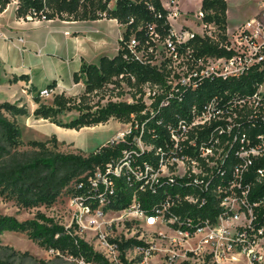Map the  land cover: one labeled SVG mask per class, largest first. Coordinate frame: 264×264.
Wrapping results in <instances>:
<instances>
[{
    "label": "trees",
    "instance_id": "1",
    "mask_svg": "<svg viewBox=\"0 0 264 264\" xmlns=\"http://www.w3.org/2000/svg\"><path fill=\"white\" fill-rule=\"evenodd\" d=\"M18 0L16 17L27 20L29 15L36 13L37 20L64 21H96L100 19L117 20L126 26V30L119 41V51L116 56H104L99 64L83 63L79 72L75 73V84L83 82L84 93L77 98L68 97L64 93L55 95L52 101L43 102L35 97L38 105L33 115L35 119L49 120L52 123L71 130L93 128L106 125L111 119L124 124H132L129 141L116 146H104L87 156L82 154H65L48 148L50 142H58L54 136L51 141L37 140L24 144L17 116H27L25 105L0 104V196L25 210L40 207H51L62 196L71 193L69 187L75 182L87 183L97 168H104L106 164L121 158L124 150H136L132 145V138L140 135L147 145H161L164 140L172 136V132H179L181 124H189L194 116L203 111L212 100H216L218 107L224 109L225 118L234 116L235 121L242 124V132L250 138L264 135V121L261 117L250 118L253 111L240 109L239 102L246 97L253 96L264 83L263 65L251 68L237 79L206 80L196 89L173 87L169 84L172 71L165 64L159 68L151 63L137 60L127 47V43L134 37L138 43L137 51H144L145 57L149 48L154 46L153 38L158 34L165 38L169 31L166 24V11L160 0ZM11 0H0V14H2ZM201 9L208 14L204 18L207 24H215L219 30V42L209 38L197 37L192 42L194 55L231 57L232 52L220 45L226 43L227 10L226 0H203ZM162 15V18H158ZM26 81V76H21ZM1 81V76H0ZM17 78L10 83L16 82ZM122 84L130 89L128 92L134 98V103L113 101L114 97H122L127 92ZM149 85L153 102L147 105L144 101L145 88ZM112 86V88H109ZM55 84L49 86L53 89ZM118 90L117 95L114 91ZM111 92L107 103L101 101L92 104L91 98L102 95L105 98ZM116 95V96H114ZM140 95L139 98L137 96ZM101 99V100H102ZM164 103V104H163ZM78 113V116L63 123L59 117L64 113ZM225 121H219L224 123ZM254 124V125H253ZM214 128L198 131L191 138L205 139ZM163 145V144H162ZM239 146V145H238ZM28 147V150H21ZM233 161V158L231 159ZM238 163H240V160ZM135 165L144 162L157 163L152 152L140 153L135 156ZM229 164V162H228ZM264 168V158L255 160L244 182L255 183L249 192V201L259 203L264 201V179L256 182V172ZM189 179H177L173 187L166 190L169 195L184 198L195 194L207 197L205 205L199 206L183 201L173 209L174 213L183 219H191L199 223L206 218H213L218 213V200L210 192L201 193L199 189L185 186ZM117 187L122 189L115 208H123L130 203L133 195L124 180H116ZM159 194L151 192L139 194V201L148 213L162 199ZM264 214V208L261 209ZM7 232L27 233L28 237L47 250L59 252L63 256L83 257L95 264H108L104 257L94 252L92 246L65 229L53 217L38 211L33 219L20 221L15 216L0 214V264H15L16 258H24L28 253L14 251L9 246L1 244V236ZM145 246L143 241L130 239L123 243V247ZM42 264H45L41 262Z\"/></svg>",
    "mask_w": 264,
    "mask_h": 264
},
{
    "label": "built area",
    "instance_id": "2",
    "mask_svg": "<svg viewBox=\"0 0 264 264\" xmlns=\"http://www.w3.org/2000/svg\"><path fill=\"white\" fill-rule=\"evenodd\" d=\"M160 1L166 11L167 36L161 38L155 34L154 46L149 48L146 57L144 51H137L138 43L134 37L127 47L139 61L159 68L165 64L172 71L169 84L173 87L181 85L196 89L206 80L237 79L251 68L263 65L264 0H261L259 20L245 23L232 36L227 32L226 43H220L233 53L231 57L195 56L192 42L197 37L219 42L218 28L204 22L208 13L201 7L195 12H183L179 0ZM190 13H193L200 32L186 25L179 29L174 23L182 15L189 18ZM27 20L47 21L45 18L37 20L36 13L29 15ZM2 36L0 31V38ZM162 53L166 57L158 63ZM260 87L261 90L259 88L253 96L243 98L238 104L246 112L253 111L250 118L261 117L264 121V83ZM225 113L214 99L194 116L191 123L181 124L178 133L172 132L163 145H147L140 136L143 131L134 136L132 145L136 150L126 149L118 160L97 168L87 183L71 184L69 189L72 191L67 196L70 221L61 225L92 246L108 264H144L158 257L156 264H264V214L261 211L264 201L251 203L249 192L255 183L244 182L255 160L264 158V135L250 138L242 132V124L235 121L236 114L225 118ZM211 128L214 130L205 139L190 137L192 133L197 136L200 131ZM131 133L132 124L105 146L126 143ZM145 152H152L157 163L135 165V156ZM177 179H189L185 186L197 188L201 193L210 192L217 198V215L195 224L191 219L175 214L173 209L183 201L199 206L208 201L207 197L195 194L184 198L169 195L166 189L173 187ZM263 179L264 168H261L256 172V182L261 183ZM116 180H124L133 191L130 203L120 209L115 208L122 191ZM161 191L159 204L152 213L146 212L139 194H159ZM149 228L153 229L150 233L146 231ZM153 237L160 239L161 250L155 248ZM130 239L143 241L145 246L123 247ZM156 250L162 255H156ZM49 251L64 257L59 252ZM131 254H135L133 259H129ZM66 257L74 264H95L83 257Z\"/></svg>",
    "mask_w": 264,
    "mask_h": 264
},
{
    "label": "crops",
    "instance_id": "3",
    "mask_svg": "<svg viewBox=\"0 0 264 264\" xmlns=\"http://www.w3.org/2000/svg\"><path fill=\"white\" fill-rule=\"evenodd\" d=\"M179 1L182 11H186L187 0ZM202 1L197 0L199 7ZM226 1L228 4V32L232 0ZM249 1L251 3V0ZM252 1L254 3L246 5L244 7L246 9H243L240 4L235 5L240 11L246 12L249 10L247 7L251 6L254 14L239 22L237 29L249 21L261 18V3L258 4V0ZM17 5L18 0H11L6 10L0 14V31L3 34L0 38V104L8 102L19 104V106L25 105L28 115L17 116L15 120L18 124L29 128L32 126L40 130L46 128L45 124L49 123V120L35 119L33 113L38 105L34 102V98L40 96L35 95L33 91L37 89L40 92L55 84V87L51 89L53 95H47L49 101H52L55 95L72 92V88L79 85L75 84L73 76L80 71L83 63L98 65L102 57L113 58L116 56L119 51L120 38L126 29L117 20L105 18L96 21L19 19L16 17ZM258 12V17L254 18ZM20 38H23L24 41L20 42ZM21 76H26L27 80H21ZM15 78L17 81L10 83ZM43 98L40 97L41 101L44 100ZM106 126L107 124L86 129L91 132H100ZM50 127L54 131L50 132L51 135L57 136L55 133L62 131L55 124H51ZM65 131L76 133V130L71 129ZM115 133L106 134L100 139H89L87 143L79 146L86 150L87 155L92 154L104 147ZM57 138L59 141H63L58 136Z\"/></svg>",
    "mask_w": 264,
    "mask_h": 264
},
{
    "label": "rangeland",
    "instance_id": "4",
    "mask_svg": "<svg viewBox=\"0 0 264 264\" xmlns=\"http://www.w3.org/2000/svg\"><path fill=\"white\" fill-rule=\"evenodd\" d=\"M186 1V0H185ZM114 0L110 3L111 7H114ZM187 10H193L194 12L197 11L199 5L197 0H190L187 1ZM249 0H232L231 1V11L229 12V20H230V25H229V35L232 36L238 29H237V24L239 22H241L242 20H246L248 16H250L251 14H253L252 12V7L248 6L247 8L249 9L247 12L242 10L240 11L238 8H236L235 5H241V7H243V9L246 5L248 4H253L254 2L251 0V3H249ZM258 4L261 3V0H258L257 2ZM251 12V13H250ZM260 12V11H259ZM259 12L254 16V18H257L259 15ZM254 15V14H253ZM252 15V16H253ZM183 17V18H182ZM194 15L193 13L189 14V18L185 17L184 15H182L178 20H174V23L178 25L179 29H181L182 25H186L190 28H192L194 31L200 32V27L196 24L195 19L193 18ZM182 18V19H181ZM188 23V24H187ZM122 29V28H121ZM126 29V26H125ZM122 38V37H121ZM120 38V39H121ZM159 50H161V48L159 47ZM166 54L162 53L161 56L158 57L157 62L159 63L160 61H162L163 59H165ZM122 86L124 87L125 91L127 92L124 96L118 98V97H114L113 101H118V102H128V103H134V98L132 97L131 94H129L128 92L130 91V89L127 87L126 84H122ZM149 85L145 88V92H146V96L144 97V101L146 102V104L149 106L151 105V103L153 102L149 97L151 96V91L148 88ZM109 88H112V86H110ZM262 89V87H260V90ZM72 92H65L66 96L68 97H80L85 90V85L83 84V82H80L78 86L73 87L72 88ZM35 95H39L40 97H44L43 101L49 102V98L47 97V95H53V90L49 89V87H47L46 89H44L43 91H38L37 89L35 91ZM111 92H107L105 95V98L102 99V95L96 96L91 98V102L92 104L98 103L101 101L102 105H104L105 103H107L109 95ZM118 90L114 91V94L117 95ZM114 95V96H116ZM140 95L137 96V98H139ZM102 99V100H101ZM78 113L76 112H72V113H64L63 115H61L59 117V119L63 122V123H68L70 120H72L73 118L77 117ZM51 124L54 125V123H52L51 121H49V123L45 124L46 128H41L40 130H37V128L32 127H26L25 125H21L20 129H21V133H22V140L24 142V144H27L29 141L32 140H37V141H41V142H47V141H51V139L54 137V135H51L50 132H54L53 128L50 127ZM34 125V124H32ZM56 125V124H55ZM58 126V125H57ZM131 127V124H124L119 122L116 119H111L108 123L107 126L105 128H102V130H100V132L94 131H87V129H81V131H77L76 133L71 132V131H65L67 130L66 128L60 127L62 129V131H57V133H55L61 140L63 141H59L57 136H55L57 138V143L55 144L54 142H50L48 144V148L51 150H55L57 152H61V153H65V154H69V153H73V154H82L87 156V152L86 150L79 146L80 144L87 143V141L90 139H100L103 136H105L106 134H110V133H114V136L119 133L124 131L125 129H129ZM37 130V131H36ZM38 132V133H35ZM41 132V134H39ZM46 132V133H45ZM47 132H49V134H47ZM46 134V135H45ZM113 136V137H114ZM109 142V141H107ZM107 144V143H106ZM28 147H24L21 150H28ZM41 211L43 213H45L47 216L53 217L55 219V221L59 222L60 224H64L66 225L69 221V208H68V197L67 196H61L57 202L51 206V207H40V208H35V209H31V210H25V209H21L19 208L16 203L14 201H8L5 198L0 196V214L3 215H10V216H15L17 217L20 221H26V220H30L33 219L37 212ZM146 231H148L149 233L153 231V229H146ZM149 239V237H148ZM154 246L156 249L161 250L160 248V239L158 238H154ZM1 244L3 246H9L11 248L14 249V251L20 252V253H28L27 257L24 258H16V262L15 264H42L41 262L45 263V264H74V262H71L67 259L66 256L61 257V256H56L54 254H52L49 250H47L46 248H42L39 246V244L37 242L32 241L29 237L27 233H14V232H7L4 233L1 236ZM166 247V243H164V248ZM157 251L156 255H162L161 251ZM155 251V252H156ZM135 256V254H131L129 255V259H133V257ZM159 259V257L157 258ZM154 261H148L145 262L144 264H156V260ZM162 261H164V259H161ZM161 262H159L160 264ZM139 264V263H136ZM141 264V263H140Z\"/></svg>",
    "mask_w": 264,
    "mask_h": 264
}]
</instances>
